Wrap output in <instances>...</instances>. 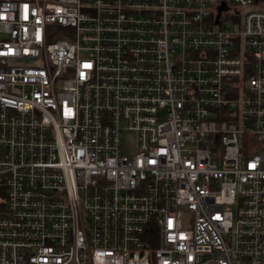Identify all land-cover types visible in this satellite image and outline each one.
<instances>
[{
	"label": "built area",
	"instance_id": "1",
	"mask_svg": "<svg viewBox=\"0 0 264 264\" xmlns=\"http://www.w3.org/2000/svg\"><path fill=\"white\" fill-rule=\"evenodd\" d=\"M0 264H264V0H0Z\"/></svg>",
	"mask_w": 264,
	"mask_h": 264
},
{
	"label": "rangeland",
	"instance_id": "2",
	"mask_svg": "<svg viewBox=\"0 0 264 264\" xmlns=\"http://www.w3.org/2000/svg\"><path fill=\"white\" fill-rule=\"evenodd\" d=\"M134 135L131 134L130 137L128 138V150H133V146H134Z\"/></svg>",
	"mask_w": 264,
	"mask_h": 264
}]
</instances>
